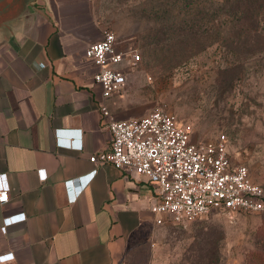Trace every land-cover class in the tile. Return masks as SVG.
I'll use <instances>...</instances> for the list:
<instances>
[{
	"label": "crops",
	"instance_id": "0c3cea01",
	"mask_svg": "<svg viewBox=\"0 0 264 264\" xmlns=\"http://www.w3.org/2000/svg\"><path fill=\"white\" fill-rule=\"evenodd\" d=\"M101 3L0 0V173L10 187L0 226L6 216H25L0 231V254L13 253L0 264H118L155 227V194L146 179L89 160L110 146L102 103L117 119L142 115L130 103L133 80L104 99L96 67L85 57L88 44L109 27ZM127 46L133 44L120 47ZM115 67L127 78V63ZM93 168L81 187L78 177Z\"/></svg>",
	"mask_w": 264,
	"mask_h": 264
},
{
	"label": "rangeland",
	"instance_id": "374dc122",
	"mask_svg": "<svg viewBox=\"0 0 264 264\" xmlns=\"http://www.w3.org/2000/svg\"><path fill=\"white\" fill-rule=\"evenodd\" d=\"M101 2L108 29L140 55L127 74L138 114L170 111L197 140L224 133L232 160L264 187V52L236 56L216 41L223 17L211 13L215 0L199 2L208 10L195 33L178 28L187 18L181 1L165 17L157 10L166 0ZM118 264H264V212L155 224Z\"/></svg>",
	"mask_w": 264,
	"mask_h": 264
},
{
	"label": "built area",
	"instance_id": "2783aa9c",
	"mask_svg": "<svg viewBox=\"0 0 264 264\" xmlns=\"http://www.w3.org/2000/svg\"><path fill=\"white\" fill-rule=\"evenodd\" d=\"M121 43L113 30L106 29L100 39L90 42L85 49V57L96 67L93 78L104 99L120 94L126 84V71L115 66L127 63L131 68L140 59L136 47L122 48ZM100 112L102 124L111 135L110 146L91 155L89 160L143 176L154 190L150 211L156 225L184 224L213 212H264V187L252 179L244 163L232 160L224 133L193 139L189 125L180 124L172 112L161 108L117 119L102 103ZM58 143L68 149L82 147L81 141ZM96 172L93 168L79 176L84 180L81 187ZM37 173L40 180L46 178L45 169L40 168ZM72 181H67L68 188ZM9 189L6 173H0V204L8 200ZM24 218L23 213L4 217L0 231L5 233L9 225ZM12 258V252L0 254V262Z\"/></svg>",
	"mask_w": 264,
	"mask_h": 264
},
{
	"label": "trees",
	"instance_id": "16d2710c",
	"mask_svg": "<svg viewBox=\"0 0 264 264\" xmlns=\"http://www.w3.org/2000/svg\"><path fill=\"white\" fill-rule=\"evenodd\" d=\"M179 1L185 8L184 16L187 18L178 28L181 31L194 30L195 33L208 10L206 6L198 8L201 0H166L157 11L161 17H165L168 10L173 13ZM211 13L223 17L215 29L219 44L224 42L225 47L236 56L264 52V0H215ZM223 23L227 25V30H222Z\"/></svg>",
	"mask_w": 264,
	"mask_h": 264
}]
</instances>
